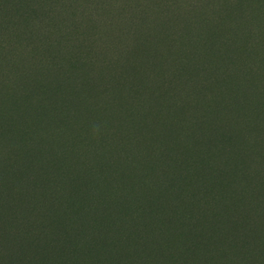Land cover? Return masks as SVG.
<instances>
[{"label":"rangeland","instance_id":"1","mask_svg":"<svg viewBox=\"0 0 264 264\" xmlns=\"http://www.w3.org/2000/svg\"><path fill=\"white\" fill-rule=\"evenodd\" d=\"M255 13L252 32L240 26L232 39H203L193 28L179 39H140L141 50L112 65L79 61L97 84L69 100L73 84L48 89L39 75L48 110L30 97L35 85L0 89V264H264V39L252 34L264 21ZM26 136L33 142L23 144ZM92 138L102 166L47 180L50 194L64 183L77 188L50 207L31 162L44 173L67 146ZM107 187L119 207L98 194ZM87 189L95 193L86 198ZM73 199L107 203H92L85 217Z\"/></svg>","mask_w":264,"mask_h":264},{"label":"trees","instance_id":"2","mask_svg":"<svg viewBox=\"0 0 264 264\" xmlns=\"http://www.w3.org/2000/svg\"><path fill=\"white\" fill-rule=\"evenodd\" d=\"M252 9L256 10L253 20L257 18L264 21V0H0V89L16 84L21 92H25L31 85H35L36 88L29 91L30 97L37 99L38 109L48 110L47 107L54 108V104L50 101L42 102L44 98L41 97L46 90L42 84L38 86L39 75L47 83L48 89L61 83L65 86L73 84L66 97L69 100L74 93L84 91L90 84L89 81L94 80L93 85L97 84L94 77L89 78L88 72H82V68L77 65L79 61L85 64L97 60L105 65H112L119 55L141 50L138 43L140 39H158L161 36L164 39H179L181 34H187L193 28L203 39H232L234 33L231 37L228 33L236 32L240 26L245 34L252 32L251 17L247 19ZM223 24L229 28L224 30ZM255 24L259 30L252 34L255 38L259 35L257 38L264 39V26L257 22ZM247 26L249 30L246 29ZM129 64L125 60V65ZM107 75L104 71L102 84L106 88ZM12 78H20L21 82L11 81ZM83 79L88 81L84 83ZM108 86L113 87L111 84ZM107 92H110L108 88ZM20 124L27 132L31 131L30 125ZM101 137V142L106 143L111 138L109 134ZM96 140L92 138L74 147L67 146L66 156L48 160L51 164L41 174L38 172V163L32 161L30 175L42 187L41 194H50L45 185L47 180L61 177L66 181H73L82 170L78 167L95 169L102 166L101 160L98 164V155L90 154ZM30 142L33 139L26 136L23 144ZM35 146L38 152L49 151L42 143ZM118 148L123 151L124 143H120ZM48 155L53 157L52 151ZM120 155L117 154L116 157L119 158ZM116 163L119 165L117 159ZM103 176H108L106 171ZM75 189L77 188L73 185L64 183L51 190L50 196L54 200L49 201V205L52 203L50 207L58 204L57 198L62 197V194L70 196ZM89 193L95 192L88 189L81 192L86 198L90 196ZM113 193L116 192L109 187L98 191L101 197L108 198L110 203L119 207L120 201H117L116 195H110ZM74 201L76 200H71V206L82 208L85 217L93 210L92 203H107L105 200ZM140 206L141 203H136L129 208L137 210ZM70 216L76 217L74 213ZM189 219L191 220L190 216ZM120 229L121 235L126 234L127 241L133 244L129 227L121 225ZM93 233L94 230L87 232V237L91 240ZM181 234L186 241L191 239L189 234ZM119 242L120 238L115 239L112 248L115 249ZM126 255L128 253L123 250V257ZM116 260L111 257L105 264H112Z\"/></svg>","mask_w":264,"mask_h":264}]
</instances>
